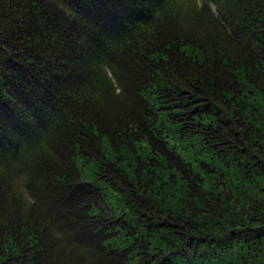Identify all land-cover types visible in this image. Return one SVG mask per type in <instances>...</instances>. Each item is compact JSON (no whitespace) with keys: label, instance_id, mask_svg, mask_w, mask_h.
<instances>
[{"label":"trees","instance_id":"1","mask_svg":"<svg viewBox=\"0 0 264 264\" xmlns=\"http://www.w3.org/2000/svg\"><path fill=\"white\" fill-rule=\"evenodd\" d=\"M0 264H264V0H0Z\"/></svg>","mask_w":264,"mask_h":264}]
</instances>
